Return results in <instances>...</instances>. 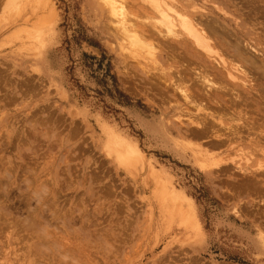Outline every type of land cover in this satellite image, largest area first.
<instances>
[{
    "label": "rangeland",
    "instance_id": "1",
    "mask_svg": "<svg viewBox=\"0 0 264 264\" xmlns=\"http://www.w3.org/2000/svg\"><path fill=\"white\" fill-rule=\"evenodd\" d=\"M122 1L140 45L105 0H0V264H264L263 72L209 91L217 57ZM168 1L264 66V0Z\"/></svg>",
    "mask_w": 264,
    "mask_h": 264
},
{
    "label": "bare ground",
    "instance_id": "2",
    "mask_svg": "<svg viewBox=\"0 0 264 264\" xmlns=\"http://www.w3.org/2000/svg\"><path fill=\"white\" fill-rule=\"evenodd\" d=\"M107 2V6L109 7L110 10V14L114 17L115 23L116 25L119 26V28L121 29V32L123 34V36L128 39V41L131 42V44L133 45H140V40H139V36L138 33L136 31V28H134V26H132L130 24V22L128 21V17H127V9L125 8V4L122 0H105ZM151 1V5H153L152 7H154L155 11H156V15L157 18L155 19V23H156V27H159L160 29L165 31L166 36L167 35H171L172 37H179L181 36V39H184L186 42L190 41L191 44H193V46L195 47V49H197V52H201V53H196L195 55H198L200 58H205L209 56H216L218 60H216V64H217V68L216 66H209V67H205L203 66V69L201 70L202 72V79L201 81L203 82V86H209L210 89L209 91L213 90V88L215 87V83H213V81L211 80V78H209L211 75L213 77H215V75H217L216 77H220L218 75H225L227 77V79L231 80V83L237 79V77L235 76L237 75H243L246 74L245 70L243 69L242 66H244V64L241 66V63H245L246 65H249L250 67L252 66L253 69H255V71H260L263 72L261 73L262 76H264V70L262 68H264V66L262 65H257V62H255V57L250 58L248 57V54L246 51H244L241 46H239L238 44L232 43V41L230 42H225L223 40H218V44H220L221 46H223L225 48L226 51V55L230 56V60L227 61L223 56H221L220 51H218L216 48H213L210 43V35L214 36H219L222 39H226L228 37H226L225 35L222 36V34L218 31V29L214 28L213 26H200V24H198L197 22H195L193 20V18L189 17L187 14H185L184 12L178 10V8L175 6L174 3L169 2L168 0H150ZM149 1V2H150ZM153 9V10H154ZM259 17V16H258ZM212 24V23H211ZM224 32V31H223ZM230 37V36H229ZM125 39V40H126ZM124 40V41H125ZM127 41V40H126ZM177 43H180L179 40H177ZM213 42V39H212ZM129 44V42H127ZM214 43V42H213ZM238 43V42H236ZM130 44V46H131ZM217 45V44H215ZM155 46V45H154ZM140 46H138L139 49ZM142 48V47H140ZM193 48V47H192ZM145 53L148 55V57L153 58L154 59V47L149 45V46H145ZM136 50V49H135ZM255 51V50H254ZM222 52V51H221ZM257 52V51H255ZM133 53V52H132ZM224 54V53H223ZM261 54V53H260ZM209 55V56H208ZM250 55V54H249ZM226 57V56H225ZM260 58V57H259ZM150 61V60H149ZM235 61V62H234ZM263 61V60H262ZM259 62V61H258ZM263 63V62H262ZM261 63V64H262ZM213 65V64H212ZM245 67V66H244ZM200 71V69H198ZM205 70V71H204ZM244 72V73H243ZM243 73V74H242ZM199 74V73H198ZM197 75V73H196ZM200 75V74H199ZM200 75V76H201ZM188 76V75H187ZM198 76V75H197ZM199 76V78H201ZM191 77V75H190ZM198 79V77H196ZM263 78V77H260ZM199 80V79H198ZM223 80L224 77H223ZM261 80V79H260ZM237 81V80H236ZM233 82V83H234ZM241 82V81H240ZM251 82V81H250ZM264 82V81H263ZM183 83V82H182ZM181 83V84H182ZM180 83L176 84V90L178 91V93L182 96V99L184 98L185 101H190L191 96L193 95L192 93L190 94L189 91L186 90V88H182ZM242 84H244V82L242 81ZM175 85V84H174ZM173 85V86H174ZM218 85V84H217ZM181 86V87H180ZM220 86V85H219ZM243 86V85H242ZM264 86V85H263ZM212 87V88H211ZM218 88V86H217ZM223 89H227L226 87H222ZM258 89V88H257ZM208 90V89H207ZM219 92V89H216ZM228 90V89H227ZM226 90V91H227ZM214 91V90H213ZM229 91V90H228ZM227 91V92H228ZM262 93L264 94V89H262ZM250 92V91H249ZM219 93H224L223 90ZM208 98L210 97L212 99V102L214 101L215 98L218 99V95L213 93V94H208L206 91L204 93ZM227 94V93H226ZM229 94V92H228ZM227 94V95H228ZM231 94V93H230ZM191 95V96H190ZM204 96V95H203ZM236 99L239 100V98L241 96H237V93L235 95ZM200 97V96H199ZM243 97V96H242ZM255 97V96H254ZM260 97V96H259ZM193 98V96H192ZM200 99V98H199ZM244 98H241V100H243ZM253 99V98H252ZM232 102L227 105L226 103H222L224 102V100L221 101L220 105L224 106V107H228L229 110L231 109V107L233 105H235L234 108H237L236 103H234V100H231ZM245 101V100H244ZM218 100L216 101L217 104ZM240 102V101H239ZM262 102V101H261ZM215 104V105H216ZM202 105V104H200ZM199 106V105H197ZM239 106V105H238ZM201 107V106H200ZM212 107V106H210ZM233 108V107H232ZM233 108V109H234ZM199 112H205L206 109V105L203 104L201 108H198ZM212 109V108H211ZM212 111V110H211ZM227 111V110H226ZM230 112V111H229ZM186 113V112H185ZM190 114V113H189ZM206 114L205 117H203L204 115H202L203 118H201L200 123H195V128L197 130V133L199 135H207L209 132V126H211V124L209 122L205 121V118L210 117L212 118V115H209V113H204ZM183 115V114H182ZM231 115V114H230ZM201 116V115H200ZM244 117V115H243ZM215 118V117H214ZM212 118V121L213 119ZM241 119V117H240ZM217 121V119H216ZM233 121V120H232ZM240 121V120H239ZM217 123V122H216ZM219 125H222V121L220 120V122H218ZM217 123V124H218ZM241 123V122H240ZM239 123V124H240ZM193 124V123H192ZM208 125V126H207ZM218 125V126H219ZM225 126V125H223ZM240 126V125H239ZM247 126V125H246ZM222 127V126H221ZM235 126H233L234 128ZM238 127V126H237ZM220 128V126L218 127ZM224 128V127H222ZM250 129V128H249ZM226 130V128H225ZM227 130L229 131L228 134L232 135L231 137L236 136L239 134V130L237 128L232 129L230 126L229 128H227ZM238 130V131H237ZM210 131L214 134L217 132H213L214 128L210 127ZM211 133V134H212ZM224 133V132H223ZM229 135L226 134H215L214 138L218 141V144H223L226 138L229 137ZM240 137V136H239ZM208 138V136H207ZM231 141V138H229ZM264 142V141H263ZM247 161V159H246ZM249 161V160H248ZM261 167V166H260ZM261 169V168H259ZM245 173V172H244ZM6 180V179H5ZM7 183V182H6ZM2 187V186H1ZM36 216V215H35ZM30 224V223H29ZM33 226V225H32Z\"/></svg>",
    "mask_w": 264,
    "mask_h": 264
}]
</instances>
